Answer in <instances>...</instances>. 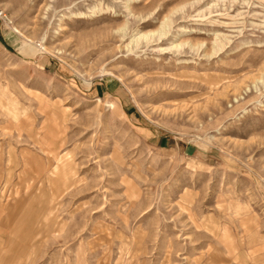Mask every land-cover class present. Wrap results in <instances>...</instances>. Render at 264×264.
Instances as JSON below:
<instances>
[{
	"label": "rangeland",
	"instance_id": "1",
	"mask_svg": "<svg viewBox=\"0 0 264 264\" xmlns=\"http://www.w3.org/2000/svg\"><path fill=\"white\" fill-rule=\"evenodd\" d=\"M0 264H264V0H0Z\"/></svg>",
	"mask_w": 264,
	"mask_h": 264
}]
</instances>
